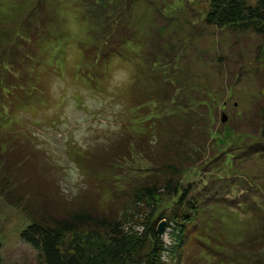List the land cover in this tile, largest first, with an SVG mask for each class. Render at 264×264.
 <instances>
[{"label":"rangeland","instance_id":"1","mask_svg":"<svg viewBox=\"0 0 264 264\" xmlns=\"http://www.w3.org/2000/svg\"><path fill=\"white\" fill-rule=\"evenodd\" d=\"M36 1L0 0V53L24 36L20 23ZM126 1L122 13L109 6L108 27L120 19L132 39L122 58L110 55L90 81L78 73L84 50L97 43L88 28L101 31L99 19L82 18L92 3L43 0L46 37L35 54L34 85L45 92L15 100L9 119L0 117V185L11 173L2 158L8 135L34 154L53 192L68 200L93 196L101 211L121 213L144 177L158 174L145 154L161 149L168 136L177 139L185 126L204 128V149L195 152L196 130L179 147L180 155L193 151V167L183 166L181 177L205 209L186 229L180 264H256L264 256V152L251 147L263 142V40L207 26V0ZM4 67L10 69L8 62ZM152 127L161 141L156 146ZM121 149L124 154L115 153ZM174 201L160 203L151 221ZM150 210L145 203L133 209L127 224L149 221ZM27 226L0 196L2 264H38L37 251L20 238ZM172 228L162 236L166 247Z\"/></svg>","mask_w":264,"mask_h":264},{"label":"trees","instance_id":"2","mask_svg":"<svg viewBox=\"0 0 264 264\" xmlns=\"http://www.w3.org/2000/svg\"><path fill=\"white\" fill-rule=\"evenodd\" d=\"M88 1L93 7H83L82 18L87 22L88 19H99L101 31L88 28L92 41L97 43L84 50L78 75L92 81L106 58L110 55L122 56L121 48L127 43V39L131 38V34L120 19L115 21L113 29L108 27L109 6L114 13H122L128 7V1L81 0L82 4ZM42 2L43 0H37L22 19L19 27L24 36L14 39L12 44L4 47L0 53V117L5 119H9L13 108L16 109L15 100H25L26 96L30 98L36 93L37 97L39 94L43 96L45 92L34 85L38 78L34 70L35 54L46 37L43 29L47 19L39 12ZM207 2L203 19L207 26L230 28L239 34L254 33L263 40L258 51L263 54L264 0ZM3 62H8L9 70L3 71L6 70L5 67L1 69ZM141 107L142 104L138 105L137 109ZM262 125L264 126V122ZM156 128L152 127L151 131L155 146L160 141L158 134L155 136L158 133ZM192 130L196 129L185 126L181 135L175 136L177 139L168 136L161 149H152L145 154L154 164L152 170L158 174L144 177L141 186L132 191L121 213L101 211L93 196L68 200L56 190L53 192L40 178L34 154L14 138L9 141L8 135L4 136L2 148L5 149L2 158H6L4 165L11 173L9 179L0 185V196L27 218L28 226L20 233V238L37 251L38 264H180L182 248L187 237L186 229L194 227L197 217L205 210L193 188L184 185L181 177L186 170L183 166L193 167V151L189 154L184 152L185 155L179 153V147L184 140L187 141L188 137L194 140ZM195 134L197 139L193 145L197 147L195 152H199L205 147L207 134L204 128H197ZM208 136L213 138L210 133ZM261 140L263 142L256 143L251 148L258 147L257 149L260 148L261 152H264V129L261 132ZM124 150L115 153L122 155ZM168 198L175 199L172 207L166 211L162 210L158 219L151 221L160 203ZM144 203L151 207L147 218L149 221L140 219L136 227L129 226L127 218L132 217V210H140ZM161 222H165L164 232L173 225L172 242L168 247L164 245L162 237L157 235V227ZM262 227L264 230V224ZM261 238L264 239V233ZM1 248L0 243V264L3 263ZM251 254L258 255L259 252L252 251ZM256 264H264V256L260 257Z\"/></svg>","mask_w":264,"mask_h":264},{"label":"water","instance_id":"3","mask_svg":"<svg viewBox=\"0 0 264 264\" xmlns=\"http://www.w3.org/2000/svg\"><path fill=\"white\" fill-rule=\"evenodd\" d=\"M227 121V116L224 112L221 113V123H224ZM165 230V222H161L159 226L157 227V235L159 237H162Z\"/></svg>","mask_w":264,"mask_h":264}]
</instances>
